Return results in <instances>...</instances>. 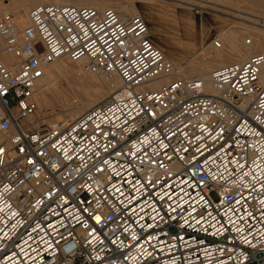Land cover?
I'll return each instance as SVG.
<instances>
[{"label":"built area","instance_id":"obj_1","mask_svg":"<svg viewBox=\"0 0 264 264\" xmlns=\"http://www.w3.org/2000/svg\"><path fill=\"white\" fill-rule=\"evenodd\" d=\"M64 57L121 87L37 127ZM0 264H264V52L187 78L139 12L2 15Z\"/></svg>","mask_w":264,"mask_h":264},{"label":"bare ground","instance_id":"obj_2","mask_svg":"<svg viewBox=\"0 0 264 264\" xmlns=\"http://www.w3.org/2000/svg\"><path fill=\"white\" fill-rule=\"evenodd\" d=\"M172 1H175V3H171V8L174 12H176L177 8H184L185 10H191L196 7L204 8L220 13L222 16L224 15L225 17L219 15L218 18H220L224 24L227 23L226 25L229 26L228 32L220 38V40L222 41L221 48L218 49L209 46L207 48H204L200 52V54H194L195 56H193L190 61L186 62L185 71L182 67L184 77H200L205 80H209L210 74L214 70L229 64L241 63L248 59L250 56L264 52V0ZM211 2H213L212 4H217V6L219 7L221 6L223 8H227V10L221 9L219 7H214L210 5ZM46 4L90 7L99 10L104 8H111L118 10L122 13L129 14H135L138 12L137 8L133 5V1L130 0H0V14L5 13L14 15L18 25L20 27H25L28 24V13L31 8L37 5ZM228 8L231 10L234 8V10H237L238 12L249 16L233 13L234 10L233 12H230L231 10L229 11ZM189 12L190 11H188V13ZM233 18L239 21H235L233 20ZM192 21H190V23H188L189 21H186L183 24L186 29V32H188V29L194 28L192 27ZM247 23H251L252 25H249ZM250 39L252 41V44L246 45V41ZM192 50L193 48L191 46L186 49V52L190 55L193 53ZM76 63L81 68L85 69V61L79 60L76 61ZM66 68L67 66L63 59L56 60L54 63L50 64L46 68L44 77L37 84L33 99L38 104V112L42 113V115H45L48 110H51V108L55 105L54 103H56V101H61L64 99V97L62 96L64 95L62 94L64 88H62L63 86L60 84V78L62 77ZM90 74L91 78L95 79V76L92 73ZM104 83L107 85V88L104 89L105 91H107V93L104 92V94L101 91H95L97 93L94 92V95L91 94L88 95L84 100L82 99L83 101L76 105L75 109L71 112L72 115L69 117L68 120L77 119L81 114L91 109L98 103L104 101L108 95L116 93L121 87L120 80L116 78L107 80ZM209 89L210 88H207V90ZM33 116L31 117V120H33V122L35 123V119ZM68 120H65V118L63 120L62 118L61 122L66 123ZM55 124L56 123H51V125Z\"/></svg>","mask_w":264,"mask_h":264},{"label":"rangeland","instance_id":"obj_3","mask_svg":"<svg viewBox=\"0 0 264 264\" xmlns=\"http://www.w3.org/2000/svg\"><path fill=\"white\" fill-rule=\"evenodd\" d=\"M130 1H133V5L137 8L138 12L147 22L154 44L168 58L172 59L177 65H179V67H183L184 71L186 62L190 61L193 56H195L194 54H200V52L204 48L209 47L214 38L220 39L229 30V26L226 25L227 23L224 24L223 21L218 18L219 15H222L211 10L196 7L191 10L186 9V11L184 8H177L176 12H174L171 8V3H175V1L172 0ZM212 3L213 2H211L210 5L219 7L217 6V4L215 5ZM219 8L227 10V8H223L221 6ZM228 10L230 11L231 9L228 8ZM233 10L234 8L230 12H233ZM188 11L190 12L188 13ZM233 13L241 15L243 14L238 12L237 10H234ZM3 14L1 13L0 16ZM243 15L249 16L246 14ZM222 17L225 16L223 15ZM233 20L239 21L234 18ZM186 21H189L188 23L192 21L193 23L192 27L194 28L188 29L189 33L186 32V29L183 25ZM247 24L252 25L251 23ZM191 46L193 48V53L189 55V53L186 52V49ZM61 59H63L67 66L65 72L60 78V84L63 86L62 88H64V91H62V94H64L62 95L64 99L62 98L63 100H61V96V101H56V103H54L55 105L51 108V110H48L45 115H42V113L38 112V104L33 99L34 103L37 106L36 112L33 116L35 119V126L37 127L43 125L51 126V123L63 124L61 122L62 118L63 120L64 118L65 120H68L72 115L71 112L75 109L76 105L82 102L88 95H94L95 91L107 93V91L104 90L107 88V85L104 83L107 80L101 81L94 74L93 75L95 76V79H92L91 74L88 73L86 69L81 68L76 63V61H73L66 57Z\"/></svg>","mask_w":264,"mask_h":264}]
</instances>
